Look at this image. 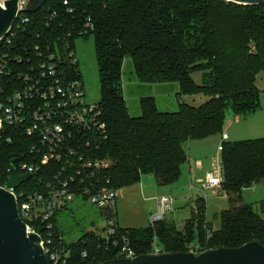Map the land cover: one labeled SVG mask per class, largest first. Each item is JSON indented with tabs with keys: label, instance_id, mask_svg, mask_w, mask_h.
I'll use <instances>...</instances> for the list:
<instances>
[{
	"label": "trees",
	"instance_id": "16d2710c",
	"mask_svg": "<svg viewBox=\"0 0 264 264\" xmlns=\"http://www.w3.org/2000/svg\"><path fill=\"white\" fill-rule=\"evenodd\" d=\"M25 15L29 22L20 25ZM13 31L16 34L6 49L11 55L24 57L22 62L11 63L15 75L30 71L28 67L39 60L36 46L45 54L55 51V45L59 51L69 52L75 50L77 39L94 36L100 81L97 105L100 122L105 124L102 134L96 129L78 136L81 143L73 145L76 154L63 148L62 156L53 157L23 182L19 189L28 193L47 194L60 178L69 175L75 178L72 189L84 199L100 189L119 191L137 185L145 175H153L158 187L169 186L180 179L182 166L188 161V141L223 133L229 112L248 119L262 107V92L256 81L264 72V2L46 0L39 9L22 14ZM128 58L133 61L138 81L177 82L178 96L204 94L206 100L200 105L181 101L177 109L165 111L155 96H143L141 115H132L123 87ZM61 67L73 79L83 80L78 64L63 62ZM196 72L202 73L200 83L193 76ZM15 75L12 84L7 77L1 80L0 101L5 97L2 89L20 87ZM34 143L18 127L0 130V185L7 181L10 167L20 170L19 163L35 161ZM221 146L219 191L227 196L228 207L217 215L221 221L218 228L205 220L206 202L201 196L182 229L171 218L138 227L117 223L118 236L111 239L119 237L122 243V237H128L137 255L153 253L155 240L162 253L194 250L199 254L252 241L264 245V217L242 196L246 188L264 182V137L224 140ZM80 150L85 156L102 159L101 163L86 169L79 159ZM260 208L264 213V199ZM101 209L107 220L117 219V211ZM52 222L59 236L56 215ZM36 223L43 230L41 219ZM112 240L96 232H87L71 243L57 238L56 243L69 252L67 261L60 264L116 259L119 247ZM48 264H53L49 256Z\"/></svg>",
	"mask_w": 264,
	"mask_h": 264
},
{
	"label": "built area",
	"instance_id": "2783aa9c",
	"mask_svg": "<svg viewBox=\"0 0 264 264\" xmlns=\"http://www.w3.org/2000/svg\"><path fill=\"white\" fill-rule=\"evenodd\" d=\"M33 7L32 0H19L17 18L9 31L0 38V83L3 78L7 77L8 82L12 84L11 77L15 75L16 70H13L11 63H19L24 60L21 54L11 55L6 48L9 47L12 37L16 34L13 29L18 18L26 11H32ZM25 22H29L27 15L23 16L20 25ZM22 30L24 29L22 28ZM67 47L69 48V45ZM35 49L38 51L39 60L36 64H31L28 67L30 71L16 73L15 77H18L21 82L20 87L10 91L2 89L5 97L0 101V130L7 126H14L30 135L36 141L32 146V151L35 152V161L19 163L20 170L14 166L10 167L7 172V181L0 187L8 189L16 197L19 214L26 223L28 231L39 235L40 244L47 259L49 256L53 264H60L67 261L69 252L64 250L61 243L60 245L56 243V239L60 240L63 236L61 232L59 236L56 234L52 218L76 198V191L71 187L75 178L71 175H67L68 177L65 179L60 178L47 194L28 193L19 189L21 185L17 188H8L7 182L13 177L14 169L20 175H33L48 164L53 157L62 156L60 150L65 147L71 154H76L75 150L77 149L73 145L81 143L78 136L83 132L96 129L100 130L99 133L102 134L105 131V124L100 122L101 111L97 103L87 102L83 80L73 79L69 72L61 67L63 62L73 65L79 63L75 50L68 52L63 49L59 51L55 45V51L45 54L39 51L38 46ZM69 144L72 146L70 147ZM221 150L222 146H220ZM80 152L82 154H79V159L84 161L86 169L97 166L102 161V159L85 156L81 150ZM81 171L79 169L77 173L80 174ZM64 172L67 173V171ZM198 183L204 189H220L222 166H220V172L209 171L204 179L198 180ZM87 192L90 190L87 189ZM89 199L92 204L100 208H107L113 213L117 211V191L100 189L90 194ZM174 201L173 196H158L157 211L153 213L150 223L154 224L167 218L166 215L173 210ZM37 219H41L43 222V230L37 225ZM117 223L116 217L107 220V234L101 233L107 241H111L112 236L117 235ZM112 242L114 246L119 247L118 254L120 256L118 258L138 256L130 246L128 237L123 236L122 243H120L119 237H114ZM151 254H162L157 240L154 242Z\"/></svg>",
	"mask_w": 264,
	"mask_h": 264
},
{
	"label": "rangeland",
	"instance_id": "374dc122",
	"mask_svg": "<svg viewBox=\"0 0 264 264\" xmlns=\"http://www.w3.org/2000/svg\"><path fill=\"white\" fill-rule=\"evenodd\" d=\"M0 1L2 3L5 2V0ZM75 53L79 61L78 67L83 78L85 98L88 103H97L100 99V81L95 54L94 36L90 35L86 38L81 37L77 39ZM193 76L198 83L201 82V72H196ZM256 82L258 88L262 92L261 109L246 120L234 122L230 118L231 115L233 116L230 112L226 118L224 132L228 130L231 136L251 135L237 138L238 140L264 137V72L258 75ZM123 87L126 102L131 114L134 116H138L141 113L140 98L143 96H155L158 100L159 107L165 111L177 109L181 101L193 105H200L203 99L207 98L204 94L178 96L180 85L177 82L153 84L138 81L134 73L133 61L131 58L126 59L124 62ZM225 133V135L223 133V141L237 140L229 139L227 132ZM201 153L204 154L206 152L203 151ZM210 162L211 165L208 166L206 164L204 170L197 167L194 172L189 169L187 171H182V175L177 182L158 189L156 187L157 185L155 186L154 184L153 175L143 176L139 186L135 187L140 195L135 197L137 200H133L132 198L128 200L127 195L130 191L126 189L117 191V200L119 201L117 209L119 207L118 211L120 218L122 217V227L126 224L131 225V227H138L134 224L138 222H134L132 217L133 210L136 211L134 207L138 209H140V207L142 209L144 208V211H147L149 214L150 212H156V197L158 195H165L174 196L175 204H173V210L169 212L166 217H172V220L179 229L183 228L185 221L191 216L193 208H195L197 198L201 196L206 202L205 220L211 223L214 228H218L221 221L217 215L228 207L227 196L221 193L219 191L220 189L217 188L204 189L197 185V187L190 190L191 184L196 182L197 178L205 177V175H207L206 173L209 171L220 172L221 160L219 153L213 156ZM242 196L245 203L252 204L254 209L264 217V213L261 212L260 208L261 200L264 199V182L246 188L243 190ZM125 214H128V217H126ZM56 225L63 233L66 243H71L81 238L87 232L102 233L103 235L107 234V216L100 207L92 204L89 198L84 199L82 196H76L65 208L58 211L56 214ZM127 225L126 227H130ZM158 247L161 248V245L158 244Z\"/></svg>",
	"mask_w": 264,
	"mask_h": 264
},
{
	"label": "water",
	"instance_id": "95a60500",
	"mask_svg": "<svg viewBox=\"0 0 264 264\" xmlns=\"http://www.w3.org/2000/svg\"><path fill=\"white\" fill-rule=\"evenodd\" d=\"M32 11L46 0H32ZM239 4L254 5L264 0H230ZM19 0H6L0 4V38L11 28L18 15ZM20 175L15 169L7 182L8 188H17L31 178ZM40 237L29 232L19 214L17 199L8 189L0 187V264H48ZM97 264H264V245L252 241L240 247H221L196 254L194 252L143 254L135 258H116Z\"/></svg>",
	"mask_w": 264,
	"mask_h": 264
},
{
	"label": "crops",
	"instance_id": "0c3cea01",
	"mask_svg": "<svg viewBox=\"0 0 264 264\" xmlns=\"http://www.w3.org/2000/svg\"><path fill=\"white\" fill-rule=\"evenodd\" d=\"M205 100L206 99H203V102ZM230 118L234 122L246 120V119H242V118H240L238 116H234V115L233 116L231 115ZM225 132H227L228 138L232 139V140L233 139H237V138H241V137L251 136V135H242V136H234V135H232L231 136L229 134L228 130L225 131ZM225 132L223 131L224 135L226 134ZM223 133L218 134V135H212V136L206 137L205 139L188 141L185 144V149H186V151L188 153V161L186 163H184V165L182 166V171H187L189 169L190 171L194 172L197 169V167H200V168H202L204 170L205 167H206V164L208 166H210L211 165V162H210L211 158L213 156L217 155L218 153H219L220 160H221L220 146L222 145V142H223ZM216 137H218V138H216ZM211 145H212V148H211ZM203 151H205L206 153H204V154L201 153ZM207 168H209V167H207ZM205 177H206V175H205ZM205 177H199V178H197L196 182H193V183L191 182L192 184L190 186V190L194 189V187H197V185L200 187V185L198 183V180L204 179ZM154 184L156 186L155 181H154ZM137 186H139V184L131 186V187H128V188H125L126 190L130 191L129 194L127 195L128 200L131 199V198L133 200H137L135 197L136 196H140L139 193L137 192V189L135 188ZM156 187H157V189L160 188L158 186H156ZM158 196H161V195H158ZM157 197H156V199H157ZM118 203H119V201L117 200V204ZM174 204H175V202H174ZM118 209H119V207H118ZM118 209H117V214H118L117 215V222H118V224L120 226H122L121 225L122 217L120 218ZM134 209L136 211L133 210L132 217L134 219V222H138V223H134V224H136V226L147 225V224H149L151 222V217H152V215H153V213L155 211L154 212H150V214H149L147 211L146 212L144 211V208L142 209L140 207V209H138V208L134 207ZM125 215H126V217H128V214H125ZM150 215H151V217H150ZM170 218L172 219V217H170ZM124 223H125V221H124ZM128 224H130V223H128ZM126 225L124 227H126ZM127 226L131 227V225H127ZM132 226H135V225H132Z\"/></svg>",
	"mask_w": 264,
	"mask_h": 264
},
{
	"label": "bare ground",
	"instance_id": "6f19581e",
	"mask_svg": "<svg viewBox=\"0 0 264 264\" xmlns=\"http://www.w3.org/2000/svg\"><path fill=\"white\" fill-rule=\"evenodd\" d=\"M6 1V0H5ZM0 4L2 5V6H5V2L4 3H2L1 1H0Z\"/></svg>",
	"mask_w": 264,
	"mask_h": 264
}]
</instances>
